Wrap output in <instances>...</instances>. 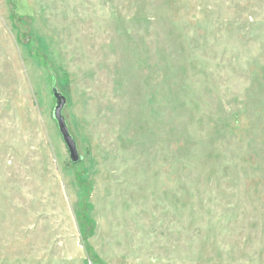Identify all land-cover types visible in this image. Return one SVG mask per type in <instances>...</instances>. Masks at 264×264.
I'll return each mask as SVG.
<instances>
[{
    "label": "rangeland",
    "instance_id": "rangeland-1",
    "mask_svg": "<svg viewBox=\"0 0 264 264\" xmlns=\"http://www.w3.org/2000/svg\"><path fill=\"white\" fill-rule=\"evenodd\" d=\"M0 264H264V0H0Z\"/></svg>",
    "mask_w": 264,
    "mask_h": 264
},
{
    "label": "water",
    "instance_id": "water-1",
    "mask_svg": "<svg viewBox=\"0 0 264 264\" xmlns=\"http://www.w3.org/2000/svg\"><path fill=\"white\" fill-rule=\"evenodd\" d=\"M53 94L56 98V106L54 109V117L58 122L60 132L68 147L70 158L73 162H79L82 159L74 136L71 134L66 117L63 113L64 107L67 103V97L62 94L57 87H53Z\"/></svg>",
    "mask_w": 264,
    "mask_h": 264
}]
</instances>
